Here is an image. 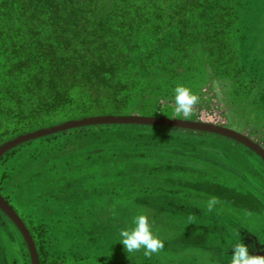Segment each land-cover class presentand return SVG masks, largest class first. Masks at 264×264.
Masks as SVG:
<instances>
[{"label": "trees", "instance_id": "obj_1", "mask_svg": "<svg viewBox=\"0 0 264 264\" xmlns=\"http://www.w3.org/2000/svg\"><path fill=\"white\" fill-rule=\"evenodd\" d=\"M252 1L0 0V140L16 121L22 131L75 109L119 114L137 106L152 114L169 88L197 87L210 66L245 82L243 46L256 40L258 47L264 36V19L245 15ZM79 135L73 149L53 135L26 143L25 151L12 149L4 165L3 179L32 174L18 183L24 201L39 213L53 207L65 226L68 240L42 241L55 261L183 264L177 252L185 244L177 233L194 228L188 218L208 223L226 216L227 208L209 210L206 198H214L191 186L215 170L210 159L231 155L228 168L234 165L238 158L227 148L232 140L137 124L83 127ZM249 175L264 186V171L254 166ZM69 180L88 183L71 205ZM34 186L41 188L28 196ZM140 212L164 242L150 256L143 249L127 253L118 242Z\"/></svg>", "mask_w": 264, "mask_h": 264}, {"label": "rangeland", "instance_id": "obj_2", "mask_svg": "<svg viewBox=\"0 0 264 264\" xmlns=\"http://www.w3.org/2000/svg\"><path fill=\"white\" fill-rule=\"evenodd\" d=\"M247 16H259L264 19V5L262 0L252 1L249 8L245 10ZM244 31V30H243ZM253 32V31H252ZM256 40H253V44L250 47L243 46L242 49V65L245 74L248 76L244 80H239L238 76L224 73L220 66H210L207 68L206 76L203 81L197 87H192V91L195 92L199 100L194 106L193 112L184 117L183 115H177L174 111V103L172 100L173 89L176 85L169 88L166 93L156 100L152 114H143L137 106H133L129 110H123L119 114H113V112H85L82 109H75L73 113L60 116L56 120H44L39 124H34L33 127H28L25 130L20 131L21 125H18L16 121L14 125L7 129L6 133L0 140V146L9 140L36 130L51 127L63 122L81 119L86 117L107 116V115H120V116H155L172 119H181L186 121L204 122L217 124L224 127H229L233 130L239 131L249 137L252 141L260 145L264 149V36L260 38V45L255 46ZM112 124H135V123H103V124H90L68 128L60 130L48 135L33 138L25 141L13 148H10L4 154L0 156V194L8 201V203L14 208L15 212L19 215L27 229L29 230L34 242L36 244L39 262L40 264H55L57 258L55 252L50 248L48 253L45 252L47 243H44L42 249V241H51L56 238L60 240H68L67 236L64 237L65 226L57 223L53 207L48 211L37 212L34 210L32 204L29 201H24V191L22 187L18 185L20 181H24L25 178L31 179L32 174L29 172H17L15 177H9L3 179L4 165H8V157L12 149H16L15 152L25 151L27 148L26 143L35 141L37 139L51 137L53 139H64L70 146L74 148V144L78 145L80 135L83 127L100 126V125H112ZM137 125H149V124H137ZM163 126V125H157ZM165 129L174 131L175 133H186L197 136L216 135L221 138L232 140L234 144H230L229 148L231 152L236 155L234 159V165L228 168L232 156H223L224 160L214 162L212 173L202 180L195 183L196 190H207L214 199L206 198L207 201H215L213 208L219 209L225 212L226 216H212V221H205L203 218L197 215H192L189 219L194 225V228L190 233L178 232L177 241L184 243L185 246L177 252L183 264H228L229 256L225 255L227 252L230 255L231 246L240 240L239 234L236 229L230 223V219L235 218L238 222L248 223L249 230L255 234L256 241L264 243V186H262L261 179L255 176L246 177V169L252 170L254 166L264 171V159L260 157L255 151L246 147L240 142L227 138L225 136L215 134L212 132L198 131L194 129L163 126ZM15 128H18L15 130ZM18 130V131H17ZM16 131V132H15ZM225 142V143H224ZM217 144L219 142H216ZM231 143V141L229 142ZM220 144H227L226 141H220ZM225 146V145H224ZM248 148H244V147ZM226 148V146H225ZM14 151V150H13ZM15 152H12L13 154ZM6 156V159L3 157ZM228 160V162H227ZM13 163H11V166ZM245 174L242 175V171ZM244 173V172H243ZM70 175V172H69ZM72 175V174H71ZM215 180V181H214ZM246 180L247 182H244ZM213 181L216 182L213 185ZM209 183V184H208ZM65 190L67 191L66 199L79 200L80 195L84 197L87 189V180H82L81 183L71 184L65 183ZM261 186V187H260ZM257 187V188H256ZM41 187L34 186V190L27 189V195L32 196L37 193ZM235 193V191H245L247 195L252 197L249 199V204L252 206V211L248 208H244L240 204V208L229 204V202L236 203L233 196H225L229 191ZM206 192V193H208ZM223 194V195H219ZM84 199V198H83ZM29 200V199H28ZM228 201V203H226ZM228 206V207H227ZM237 210V214L231 210ZM4 215L9 220L7 226L0 227V263L1 264H32L30 251L27 243L21 233L16 232L12 223L16 224L8 217L3 211ZM243 214H246L243 215ZM12 222V223H11ZM223 230H222V229ZM17 229H19L17 227ZM226 229V230H225ZM63 232V233H62ZM45 241V242H46ZM59 243V242H58ZM63 247H66L63 245ZM40 254H39V251ZM261 255L264 256L261 252ZM58 264H74L71 261L58 262Z\"/></svg>", "mask_w": 264, "mask_h": 264}, {"label": "water", "instance_id": "obj_3", "mask_svg": "<svg viewBox=\"0 0 264 264\" xmlns=\"http://www.w3.org/2000/svg\"><path fill=\"white\" fill-rule=\"evenodd\" d=\"M105 124V123H135V124H149V125H163V126H173L187 129H194L204 132H212L236 140L237 142L242 143L246 147L255 151L260 157L264 159V149L252 141L249 137L243 133L233 130L229 127L220 126L212 123L204 122H195V121H186L181 119H172L164 117H155V116H127V115H107V116H96V117H86L81 119H75L60 124L53 125L44 129L28 132L22 135H19L8 142L0 146V156L8 151L10 148H13L25 141H28L33 138L41 137L48 135L60 130H65L68 128H73L77 126L90 125V124ZM0 209L4 211L8 217L16 224V226L21 231L28 249L30 251L32 264H40L39 256L36 248L34 239L32 238L29 230L11 207V205L4 199L0 194Z\"/></svg>", "mask_w": 264, "mask_h": 264}, {"label": "clouds", "instance_id": "obj_4", "mask_svg": "<svg viewBox=\"0 0 264 264\" xmlns=\"http://www.w3.org/2000/svg\"><path fill=\"white\" fill-rule=\"evenodd\" d=\"M172 100L175 113L187 117L193 112L199 97L190 87L177 84L173 89ZM214 204L215 201L208 202L209 210ZM118 242L124 246L127 253L143 249L146 256L159 252L164 246L163 240L155 234L150 216L146 212L133 216L132 226L120 230ZM230 248L232 253L225 254L230 257L228 264H264V256L250 254L248 246L241 239Z\"/></svg>", "mask_w": 264, "mask_h": 264}, {"label": "crops", "instance_id": "obj_5", "mask_svg": "<svg viewBox=\"0 0 264 264\" xmlns=\"http://www.w3.org/2000/svg\"><path fill=\"white\" fill-rule=\"evenodd\" d=\"M215 181V180H214ZM213 181V185H215L216 184V182H214ZM215 183V184H214ZM209 184V183H208ZM191 187H193V188H197L198 189V187H196V186H194V185H192ZM228 190V189H227ZM229 191V190H228ZM205 192H208L207 190H205ZM235 193L236 194H234V192H232V191H229V193L228 192H226V194H224L225 196H233L234 197V199H235V201H236V203H234V202H229V204H231V205H233V206H236V207H239L240 208V204H242L243 205V207L246 209V208H248L250 211H252L253 212V210H252V206L249 204V199H252V197H250L249 195H247L246 193H245V191H235ZM206 194H209V192L208 193H206ZM210 195V194H209ZM219 195H223V194H219ZM212 197V196H211ZM226 203H228V201L226 202ZM253 214H256V212H253ZM8 219H7V217L4 215V213H3V211L0 209V227L1 226H7V223H8ZM230 221V223H231V225L233 226H238L239 228H237L236 229V231H237V233L239 234V237H240V239L242 240V242L243 243H245L247 246H248V248H249V252H250V254H252V255H261V252H262V254H263V251H264V243H261V242H257L256 241V237H255V234H253L251 231H248L247 232V230H245V228H243V226L242 225H239L240 223L235 219V218H232V219H230L229 220ZM236 221V222H235ZM12 223V222H11ZM232 223H234V224H232ZM12 225L14 226V228H15V230H16V232L19 234V231H18V229H17V227H15V225L12 223ZM242 226V227H241ZM222 229V228H221ZM233 229H235L234 227H233ZM223 230V229H222ZM226 230V229H225ZM230 251V253H232V249L231 250H229ZM261 256H263V255H261ZM1 264V263H0Z\"/></svg>", "mask_w": 264, "mask_h": 264}, {"label": "flooded vegetation", "instance_id": "obj_6", "mask_svg": "<svg viewBox=\"0 0 264 264\" xmlns=\"http://www.w3.org/2000/svg\"><path fill=\"white\" fill-rule=\"evenodd\" d=\"M5 199V198H4ZM6 200V199H5ZM7 201V200H6ZM8 202V201H7ZM12 207V206H11ZM13 208V207H12ZM14 209V208H13ZM19 230V229H18Z\"/></svg>", "mask_w": 264, "mask_h": 264}]
</instances>
